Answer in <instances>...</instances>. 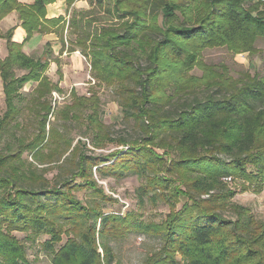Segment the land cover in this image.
<instances>
[{
    "label": "trees",
    "instance_id": "trees-1",
    "mask_svg": "<svg viewBox=\"0 0 264 264\" xmlns=\"http://www.w3.org/2000/svg\"><path fill=\"white\" fill-rule=\"evenodd\" d=\"M55 1L25 5L0 0V20L14 11L26 32L18 43L11 40L13 27L0 33L7 47L0 58L5 102L0 116V264H35L13 231L31 233L34 239L49 235L43 247L51 264H117L109 240L133 231L160 238V247L144 264H264V220L245 206L228 204L236 190L224 180H243L242 190L264 188V76L246 71L229 77L205 67L199 58L209 48L256 52V41L264 42L260 2L109 0L106 11L117 16V24L91 28L83 13L72 16L66 28L63 15L46 18L47 4ZM75 2L66 0V12ZM69 27L74 34L69 51L79 50L85 57L95 84L113 89L122 122L131 123L137 136H111L94 91L88 97L70 91L71 102L60 113L63 127L79 120V111L86 108L85 127L93 133V143L113 140L126 149L88 155L81 141L73 144L68 130L49 122L54 108L48 96L63 90L45 75L49 59L27 55L23 46L35 33L55 32L64 43ZM197 67L201 76L191 73ZM19 69L25 72L18 75ZM30 81L37 82L30 98L39 117L36 133L15 138L5 148L3 131L17 123L20 108L15 101ZM44 165L58 168L50 187L40 177L43 167L37 173ZM21 168L27 169L26 176L14 174ZM93 168L118 179L127 173L141 178V194L152 192L151 200L164 196L170 209L165 219L147 225L131 214L106 213L98 205L81 203L74 192L85 188L100 192L104 201L114 200L96 187ZM165 173H176L183 187L172 185L174 179ZM214 188L220 192L210 194ZM167 189L169 196L162 194ZM202 193L210 195L200 198ZM174 197H180V209L175 210L179 200ZM221 205L231 207L234 216L222 214Z\"/></svg>",
    "mask_w": 264,
    "mask_h": 264
},
{
    "label": "rangeland",
    "instance_id": "rangeland-1",
    "mask_svg": "<svg viewBox=\"0 0 264 264\" xmlns=\"http://www.w3.org/2000/svg\"><path fill=\"white\" fill-rule=\"evenodd\" d=\"M93 1L94 2L91 3L88 2V0H79L76 7H74L73 4L70 11H68L65 15L61 14L65 17V27L67 28V22L72 16L81 17L83 13L84 19H86V21L90 24L91 28H100L101 26H106L108 24L115 25L118 23L117 16L113 12L106 11L107 8L105 5H109V7L111 5L109 0H103L104 3L102 6L96 2V0ZM256 1L260 2V10L264 11V0ZM66 30L64 33L67 35V40L70 41L69 47H73L74 34L71 33L70 27L69 31ZM255 47L257 48V51L253 52V54L248 52L235 53L225 47L209 48L203 50L199 58L205 67L209 69L214 67L216 71L223 72V75H227L229 77L236 78L240 73L246 71L251 74L257 73L260 76H264V42L262 40H257ZM80 61L82 64L78 69L80 70V73L77 79H74L70 73L61 83L59 75L57 73L53 74L55 81L61 83L63 92H53L48 96V100L52 102V106L54 108V112L50 114L49 122L52 126H57L61 131H65V129L68 130V136L74 140L73 144L77 143V141L84 143L85 146L81 143L80 146L81 149L87 152L88 155L106 156L110 154L111 151H114L115 149H123L125 146L113 140H110L109 142L105 141L103 142V145L94 144L93 142H95V137L93 133L89 132L85 127L86 119H84L83 115L85 114L84 112L88 111L86 108H82V110L79 111L83 114L79 120L74 119V121H70V123L67 122L69 126H66V128L63 127L64 120L60 113L64 109V106L71 102L70 90L72 88L76 89L77 94L84 95L86 97L93 93V91L96 92L98 98L100 99L98 109L100 119L103 124L110 129V133L113 138L125 137L127 139H133L137 136V133L135 129L132 128L131 123L122 122L121 108L113 89L111 87L99 86L95 84L91 78L89 64L85 60V57L81 55ZM143 62H145V60H143ZM16 72L19 75L24 73L25 70L19 69L16 70ZM191 73L194 76H201L203 74V70L197 67ZM49 75L51 76V72ZM34 86L35 83L25 84L23 86L22 97L15 101L17 106L20 108V114L16 120L17 123L12 124L10 127L6 128L5 131H3L4 133L1 146L6 148L4 145L7 143H13L15 138L21 136L32 137L36 133V119L39 117L36 116V113L32 111L30 107V98L32 96ZM4 112V95L0 86V116ZM126 148L127 147H125V149ZM159 151L161 152V150ZM23 158L31 161V158L27 153L23 154ZM41 167H43V172L40 177L46 178L49 187L52 186L55 183L54 177L58 173L57 166L53 165L49 167L44 165L38 166V169ZM40 170L41 169H39L37 173H41ZM24 173H27L26 168H21L18 169L16 173L14 172L15 175H25ZM91 173L93 180L96 182V187L101 189L104 195L112 197L114 200L104 201L100 192L97 190L94 191L92 188H85L80 192H74L76 198L81 203L88 206L98 205L106 213L113 212L121 216L131 214L135 220L147 225H153L163 221L166 214L170 211L164 196H162V198L156 197L155 200H151L150 196L152 195V192H149L147 195L141 194L140 185L143 183V180L135 174L127 173L125 176L118 179L113 175L99 173L95 168L92 169ZM179 173L181 174L183 172L180 171ZM164 175L168 179L169 177L174 179L171 181L172 185H178L179 188L183 187L176 182V173H165ZM76 182L81 181L77 180ZM243 182V180L239 178L236 179L234 177L233 179L231 178L230 181L226 182L231 189L236 190L235 194L230 197L227 203L229 204L230 202L240 206H245L254 214L256 219L264 220V188L260 192H255L252 188L242 190L241 187ZM170 191L171 189H167L164 191L165 193L162 194L169 196ZM218 192H220V188H214L210 194ZM210 194L202 193L200 198H207ZM174 200H176L175 197ZM178 200H176L178 202L175 205V210L180 209L183 204L180 197ZM219 210L227 217L234 216V212L231 207L222 208L221 205ZM13 234L18 237L22 245L26 248V255L29 260L35 264H51L50 252L43 247V242L50 238L49 235L41 234L38 238L34 239L32 238L31 233L28 232L13 231ZM65 240L66 236L63 235V241ZM160 242V238L157 236L155 237L153 235H149L143 231H133L122 237L110 239L109 246L112 249L115 263L144 264L146 257L151 255L157 250V248L160 247ZM58 245L56 244L55 246ZM99 250L101 251V249Z\"/></svg>",
    "mask_w": 264,
    "mask_h": 264
},
{
    "label": "crops",
    "instance_id": "crops-1",
    "mask_svg": "<svg viewBox=\"0 0 264 264\" xmlns=\"http://www.w3.org/2000/svg\"><path fill=\"white\" fill-rule=\"evenodd\" d=\"M25 5L32 4L33 0H19ZM78 1L74 3V7L78 5ZM66 0H57L53 3H50L46 6V13L48 18L57 17L61 14H66ZM20 20L18 18V14L12 11L2 20H0V33L5 34L9 28H14L12 33L11 40L18 43L22 42L26 37V32L24 28L20 25ZM67 39L64 38V43L58 38L55 32H49L47 34H37L35 33L31 39L25 41L23 46V51L30 56H46L49 59V64L46 69L45 75L54 83H58V86L61 87V83L66 79L67 75L71 73V76L74 79H77L79 76L80 70H78L81 66L80 57L81 54L79 50L76 51H69V43L66 41ZM49 45L47 46V44ZM49 50V53L46 55V51ZM7 55V47L5 43V38L0 37V58L4 59ZM73 64V65H72ZM48 70V72H47ZM51 72V76L49 75ZM59 75L60 82L55 81L53 74ZM75 74V76H74ZM93 80V79H92ZM94 81V80H93ZM37 82H27L26 84H31ZM0 86H1V79H0ZM36 86H34L35 88ZM2 92H3V87ZM63 90V89H62ZM76 92L75 88H72ZM70 90V91H71ZM77 93V92H76Z\"/></svg>",
    "mask_w": 264,
    "mask_h": 264
},
{
    "label": "built area",
    "instance_id": "built-area-1",
    "mask_svg": "<svg viewBox=\"0 0 264 264\" xmlns=\"http://www.w3.org/2000/svg\"><path fill=\"white\" fill-rule=\"evenodd\" d=\"M224 180H226L227 182L231 180V177L228 178H224Z\"/></svg>",
    "mask_w": 264,
    "mask_h": 264
}]
</instances>
